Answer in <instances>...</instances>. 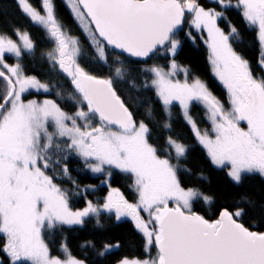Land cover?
<instances>
[{
    "label": "snow or ice",
    "instance_id": "obj_1",
    "mask_svg": "<svg viewBox=\"0 0 264 264\" xmlns=\"http://www.w3.org/2000/svg\"><path fill=\"white\" fill-rule=\"evenodd\" d=\"M18 2L54 40L56 47L48 55L71 79L80 107L70 115L50 99L25 103L22 94L29 89L48 92L49 86L25 75L19 62L14 66L5 64L4 54L20 58L34 44L27 32L17 31L20 44L0 34V65L10 74L0 71V78L7 84L4 102L0 103V234L5 237L3 250L12 264H84L70 254L66 260L51 256L41 235L45 227L82 224L85 217L99 211L90 201L83 210L72 211L67 194L46 174L52 163L49 152L57 137L67 138V149L84 158L93 173L104 172L107 165L135 177L136 203H129L112 189L103 208L114 210L117 219L131 217L146 238V250L155 243L157 256L125 258L119 264H264V232L250 231L238 222L244 209L221 211L213 221L192 211L193 200L209 202L211 198L198 189L181 186L177 166L157 154V148L149 143L148 126L133 119L113 87V78H98L81 67L79 41L63 30L50 0H44L46 15L27 0ZM217 3L230 6L229 0ZM237 6L245 21L258 29L264 53V0H238ZM72 11L88 33L96 57L104 62L109 48L136 58H147L159 48H166L175 56L179 41L173 35L185 13L192 14L191 25L208 33L209 59L227 90L230 110H225L199 79L192 83L171 79L177 70L174 59L169 71L159 66L144 71L152 73L151 84L166 108L179 101L185 119L214 165H230L228 175L237 183L243 173L264 176V79L254 78L248 61L234 51L230 40L238 35L237 29L229 24L226 34L218 25V20L225 18L223 12L206 10L196 0H76ZM121 75L117 67L115 76ZM193 100L205 105L214 136L196 127L188 113ZM93 116L99 117L96 126L90 122ZM242 122L246 127L241 126ZM49 124L54 132H49ZM168 144L177 159L185 155L184 144L172 137ZM170 202L176 206L169 207ZM141 209L148 220L141 217ZM62 247L67 253L66 246Z\"/></svg>",
    "mask_w": 264,
    "mask_h": 264
},
{
    "label": "trees",
    "instance_id": "obj_2",
    "mask_svg": "<svg viewBox=\"0 0 264 264\" xmlns=\"http://www.w3.org/2000/svg\"><path fill=\"white\" fill-rule=\"evenodd\" d=\"M51 1L56 19L79 41L81 55L78 57V63L81 67L99 78H113V87L125 102V106L132 112L133 119L143 121L148 126L149 143L157 148V154L161 158H167L177 166V177L181 186L185 189L189 187L198 189L211 198L209 202H205L202 198L193 200L192 211H197L204 218L213 220L221 211L234 212L241 208L244 209V214L238 220L246 227L264 232V178L256 173H246L239 183L233 181L227 169L215 166L205 149L197 142L190 124L183 117L179 104L172 103L170 113L167 115L155 91L144 85L143 77L146 74L138 70V66L144 61L112 49L116 59L124 61L122 75L116 77L115 64L118 61L111 58H108L107 62L99 60L64 1ZM196 1L204 7L223 12L226 19L218 20V25L226 34L230 31L229 24L237 29L238 35L230 40L234 51L248 61L253 77L264 79L257 32L245 21L240 7L237 6L238 0H229L230 6L227 8L220 6L217 0ZM27 2L33 8L42 10L41 0H27ZM185 23L184 17L183 28L173 35L181 36L180 46L173 59L180 67L187 69L188 79L203 80L212 95L218 97L223 106L227 107L228 93L212 72L208 45L198 37L192 41V37L196 35L193 30H190L191 38L184 36ZM17 31L27 32L34 48L30 52L24 51L20 58L10 54H5L4 58L9 65L19 62L25 75H33L49 86L48 92L29 91L24 98L26 100L33 97L48 98L55 101L66 113L74 114L78 109V103L74 98H66L71 92V86L67 85L68 79L61 72H57L50 62L48 54L52 45L45 31L22 11L18 0H0V34L6 35L15 42L18 39ZM153 56L146 61L150 62ZM161 61L165 60L161 59ZM60 78H63L67 84L61 85ZM1 79L3 78H0V99L3 95ZM203 107L202 103L193 102L189 105L188 111L198 126L208 129L209 122ZM166 124L170 127L166 128ZM169 137L186 145L187 151L183 157L177 159L168 144ZM54 141L57 150L51 155L52 163L46 174L51 176L53 183L67 194L68 206L71 210L82 209L90 201L99 211L85 217L82 224L57 223L52 228L45 227L42 236L50 254L61 257L64 251L62 246H66L67 251L84 264H118L125 258L146 259L148 257L145 248L146 239L132 220L117 219L115 214L100 210L105 203L109 185L117 188L129 203H136L138 194L134 186V176L107 167L110 170V178L104 183L103 174L106 172L102 174L91 172L85 160L74 150L67 149L66 145L69 143L67 138L57 137ZM65 167L68 169L67 173L64 172ZM4 242L5 237L0 234V264H12L10 256L3 250ZM105 245L111 247L106 249Z\"/></svg>",
    "mask_w": 264,
    "mask_h": 264
},
{
    "label": "rangeland",
    "instance_id": "obj_3",
    "mask_svg": "<svg viewBox=\"0 0 264 264\" xmlns=\"http://www.w3.org/2000/svg\"><path fill=\"white\" fill-rule=\"evenodd\" d=\"M64 1V3L66 4V6H67V8L69 9V11H70V13L72 14V16H73V18L75 19V21H76V23H77V25L80 27V29L82 30V32H83V34L85 35V37L87 38V40H88V42L91 44V46H92V42H91V40H90V38H89V35H88V33H86L85 32V30H84V28L81 26V22H80V20L76 17V15L73 13V11H72V4H74L75 2H76V0H63ZM210 1H214V0H210ZM50 2H51V4H52V1L50 0ZM197 3H198V1H196ZM41 3H42V7H43V10H41V9H36L38 12H40V14L41 15H46V12H45V8H44V0H41ZM199 4V3H198ZM20 5V4H19ZM201 7H204V6H202L201 4H199ZM20 7H21V9H22V6L20 5ZM52 7H53V5H52ZM206 10H208V9H213V8H210V7H204ZM35 9V8H34ZM215 10V9H214ZM242 10V9H241ZM22 11H23V9H22ZM24 12V11H23ZM25 13V12H24ZM26 14V13H25ZM27 15V14H26ZM28 16V15H27ZM29 17V16H28ZM30 18V17H29ZM192 20V14H190V13H188V12H186L185 13V28H184V32H183V35L184 36H187L188 38H191V35H190V30H193L194 32H196V35H194L193 37H192V41H195L196 40V38L198 37V38H200L204 43H206V45H208V43H207V41H208V33H207V31H205V30H203V29H201V30H197L195 27H193L192 25H191V23H190V21ZM85 22H87V21H85ZM37 24V23H36ZM39 25V24H38ZM40 26V25H39ZM252 27H254L255 29H256V32H257V36H258V29L255 27V26H252ZM45 30V29H44ZM64 31L69 35V36H71L70 35V33L68 32V30H65L64 29ZM45 32H46V30H45ZM203 33H204V35H203ZM46 35H47V37H48V39H49V41L51 42V48H50V52H53L54 51V49H55V47H56V45H55V42H54V40L48 35V33L46 32ZM72 37V36H71ZM75 38V37H74ZM173 39H175V40H178L179 41V46H180V42H181V36H178V35H175V36H173ZM16 43H18V44H20L21 43V41H20V38H19V36H18V39H17V41H15ZM260 42V41H259ZM171 45L169 44L168 45V47H170ZM179 46H178V48H179ZM92 48H93V50H94V47L92 46ZM178 48H177V50H178ZM260 48H261V44H260ZM208 49H209V47H208ZM28 52V51H27ZM49 52V53H50ZM94 52H95V50H94ZM177 52V51H176ZM5 54H10V55H13V54H11V53H5ZM4 54V55H5ZM107 54H108V58H111V59H115L116 61H118V63L117 64H115L116 65V67H119V68H121V70H123L122 69V66H123V64H124V61L123 60H121V59H116V57H115V55L113 54V52L111 51V48H109V49H107ZM210 49H209V56H210ZM261 55H262V58H264V53H262V48H261ZM172 58H173V55L172 54H170L168 51H167V49L166 48H163V49H160V50H158V52H156V54L153 56V59L150 61V62H148V63H146L145 65H143V66H140L139 68L140 69H142V71H140V73H145L146 75H145V77H143V81L146 83V82H149L150 83V86L154 89V91H155V94L157 95V93H156V89H155V87L151 84V81H152V79L154 78L153 77V75H152V73H150V72H146V71H144L145 69H147V68H150V67H152V66H159V67H163L164 68V70L165 71H169V70H171L170 69V65H171V63H172ZM49 59H50V57H49ZM161 59L162 60H165V61H161ZM210 60V59H209ZM50 62L52 63V61H51V59H50ZM4 63L5 64H8L9 65V63H8V61H6V59L4 58ZM210 63V66H211V69H212V72H213V74H214V76H216L215 75V73H214V71H213V65H212V63H211V61L209 62ZM53 64V63H52ZM54 65V64H53ZM177 65V64H176ZM9 66H14V65H9ZM262 67H263V70H264V64H262ZM54 69L57 71V72H60V68H59V66L58 65H54ZM0 70L1 71H4L5 72V74H7V75H10L9 73H8V71H7V69H5V68H3V66L2 65H0ZM216 78L218 79V77L216 76ZM255 78V77H254ZM37 79V78H36ZM171 79H173L174 81H176V80H178V81H180V82H184L185 81V79H187V81L189 82V83H192L194 80H196V79H198V78H193V79H188V75H187V69H185L184 67H180V66H178L177 65V70H176V72H175V75L174 76H172L171 77ZM256 79H260V78H256ZM201 82H203L204 83V81L203 80H201V79H199ZM218 81L221 83V85L224 87V85H223V83L218 79ZM1 82H2V88H3V95H1V99H0V103L2 102V100H3V96H4V94L6 93V90H7V84H6V81H4L3 79H1ZM42 83V82H41ZM60 84L61 85H66L67 84V82L63 79V78H60ZM205 84V83H204ZM225 88V87H224ZM226 89V88H225ZM29 91H36V92H45V91H43V90H36V89H29L27 92H29ZM227 91V90H226ZM27 92H25L24 94H22V99L24 100V102L26 103L27 101H29V100H37V101H43V100H45V99H48V98H41V99H37L36 97H33V98H31V99H25L24 98V95L27 93ZM210 92V91H209ZM70 94H68V95H66V98H74L75 100H76V102L78 103L79 102V99H80V97H79V94L76 92V90L75 89H73L71 92H69ZM157 97H158V95H157ZM229 97V96H228ZM159 98V97H158ZM217 99H218V97H216ZM160 99V98H159ZM161 100V99H160ZM219 100V99H218ZM220 101V100H219ZM162 102V101H161ZM174 102H176V103H178L179 104V106L181 107V105H180V103H179V101H173V103ZM193 102H199V101H195V100H193V101H190L189 102V105L191 104V103H193ZM221 102V101H220ZM199 103H202V102H199ZM162 104H163V102H162ZM203 104V103H202ZM222 104V103H221ZM163 106H164V109H165V112H166V114L167 115H169V113H170V106L171 105H169L167 108L165 107V105L163 104ZM203 108H205L204 109V111H205V116H206V118H207V120H208V122H209V128L208 129H206V128H204L203 126H198L197 125V123L195 122V120H194V118L191 116V118H192V120L195 122V124H196V127L201 131V132H204V131H207L210 135H212V136H214V133H212V131H211V129H212V124H211V121L209 120V118H208V113H207V109H206V107H205V105L203 104ZM80 107V104L78 103V108ZM225 108V110H230V108H231V105H230V103H229V105L227 106V107H224ZM84 110L86 111L87 110V108H86V105H84ZM181 111H182V113H183V117L185 118V116H184V111H183V109L181 108ZM188 113H189V111H188ZM187 121V120H186ZM90 122L92 123V125L93 126H96L97 124H99L100 123V121L96 118V116H93V117H90ZM137 122V124H139V121H136ZM188 122V121H187ZM78 123H80L81 125L83 124V121H78ZM190 124V123H189ZM190 126H191V128H192V125L190 124ZM48 130H49V132H54L55 131V129H54V126L53 125H51V124H49V128H48ZM193 130V129H192ZM194 132V131H193ZM194 135H195V132H194ZM195 137H196V135H195ZM196 140H197V142L200 144V142L198 141V139H197V137H196ZM53 144H54V147H53V149L49 152V155L51 156V155H53L55 152H56V150H57V147H56V142L54 141L53 142ZM202 147H203V145L202 144H200ZM186 146V145H185ZM204 148V147H203ZM205 149V148H204ZM173 150V149H172ZM205 151H206V153H207V150L205 149ZM173 152H174V154H175V151L173 150ZM176 155V154H175ZM207 155H208V153H207ZM81 157V156H80ZM209 157V156H208ZM82 158V157H81ZM210 158V157H209ZM83 160H84V158H82ZM174 165V164H173ZM107 165H105L104 167H105V171L104 172H106L105 174H103L104 175V183L107 181V180H109V178H110V176H109V174H110V170L106 167ZM215 166H217V165H215ZM218 167H225L226 169H227V171H228V173H229V171H230V165H227V166H218ZM119 170V169H118ZM92 172V171H91ZM103 173V172H102ZM102 173H95V174H102ZM244 174H246V173H243L242 174V177H243V175ZM256 174H259L258 172L256 173ZM260 175V174H259ZM241 177V178H242ZM263 178H264V176H262ZM231 178V177H230ZM134 179H135V177H134ZM232 179V178H231ZM112 189H117V188H115V187H113V186H111V185H109V189H108V193H107V196H106V199H107V197H108V195H109V192L112 190ZM118 190V189H117ZM119 191V190H118ZM120 193V192H119ZM106 201V200H105ZM170 205H175V203L174 202H170L169 203V206ZM87 206V205H86ZM85 206V207H86ZM176 206V205H175ZM84 207V208H85ZM84 208H82V209H79V210H83ZM79 210H72V211H79ZM101 211H105V212H109V211H107V210H105L104 208H103V206L101 207V209H100ZM111 213H113V214H115V216H116V213H115V211L113 210V211H111ZM140 215H141V217L144 219V220H148L149 219V217H148V214L146 213V212H144L142 209H141V213H140ZM116 218H117V216H116ZM122 218H128V219H130V220H132V222L134 223V225H135V227H136V224H135V222L133 221V219L131 218V217H128V216H124V217H121L120 219H122ZM66 225H69V224H66ZM72 225H74V224H72ZM150 227H153V225H150ZM137 228V227H136ZM138 229V228H137ZM139 230V229H138ZM140 231V230H139ZM141 232V231H140ZM142 233V232H141ZM143 234V233H142ZM41 235H42V233H41ZM143 236H144V234H143ZM43 237V236H42ZM144 238H145V236H144ZM44 239V238H43ZM146 239V238H145ZM45 242V241H44ZM145 245H146V240H145ZM154 245V246H153ZM154 247H156L155 246V243H153L152 245H151V247L149 248V249H147L146 251L148 252V257L146 258V259H154V258H156V256H157V248L155 249ZM153 250V251H152ZM49 254H50V252H49ZM70 253L67 251V253L65 252V251H62V256L61 257H58V256H54V257H57V258H59V259H61V260H66L67 258H68V255H69ZM51 255V254H50ZM71 255V254H70ZM51 256H53V255H51ZM71 257H73L72 255H71ZM74 258V257H73ZM76 259V258H75ZM78 260V259H77ZM81 261V260H80ZM119 264V263H118Z\"/></svg>",
    "mask_w": 264,
    "mask_h": 264
},
{
    "label": "water",
    "instance_id": "obj_4",
    "mask_svg": "<svg viewBox=\"0 0 264 264\" xmlns=\"http://www.w3.org/2000/svg\"><path fill=\"white\" fill-rule=\"evenodd\" d=\"M183 24H184V20H183V23L178 27V29L175 31V33L176 32H179L182 28H183ZM93 28H94V26H93ZM159 49H163V48H159ZM158 49V50H159ZM114 50H116V51H118V52H120L121 53V51L120 50H118V49H114ZM123 54H125V55H127V56H129L127 53H123ZM153 55V54H152ZM151 55V56H152ZM150 56V57H151ZM129 57H131V56H129ZM131 58H134V59H138V60H141V61H144V60H146V59H148L149 57H147V58H136V57H131ZM1 71V70H0ZM7 75V74H6ZM99 78V77H98ZM102 79H104V78H102ZM4 102V100H2V102L1 103H3ZM98 119H99V117L98 116H96ZM171 207H173V206H171ZM193 212H195L196 214H198V215H201L199 212H197V211H193ZM230 212V211H229ZM219 215H220V213H219ZM219 215L217 216V218L216 219H218L219 218ZM202 216V215H201ZM206 219V218H205ZM216 219H213V220H216ZM213 220H209V221H213ZM238 222L239 223H242V222H240L239 220H238ZM243 224V223H242ZM244 225V224H243ZM246 227V226H245ZM247 228H249V230L250 231H255V232H262V231H258L257 229H255V228H252V227H247Z\"/></svg>",
    "mask_w": 264,
    "mask_h": 264
},
{
    "label": "bare ground",
    "instance_id": "obj_5",
    "mask_svg": "<svg viewBox=\"0 0 264 264\" xmlns=\"http://www.w3.org/2000/svg\"><path fill=\"white\" fill-rule=\"evenodd\" d=\"M58 21V20H57ZM59 22V21H58ZM60 23V25L62 26V28H63V30L65 29V30H67L66 28H64L63 27V25H62V23L61 22H59ZM42 27V26H41ZM43 28V27H42ZM43 30H44V28H43ZM45 31V30H44ZM68 32H69V30H68ZM46 33V32H45ZM70 35L72 36V37H75L76 39H77V37L76 36H74V35H72L71 33H70ZM86 38V37H85ZM87 39V38H86ZM78 40V39H77ZM90 44V43H89ZM91 45V44H90ZM112 50V49H111ZM172 60H173V58H172ZM149 61H144L142 64H140L139 66H138V70L139 71H142V69H140L139 67L140 66H143V65H145L146 63H148ZM177 64V63H176ZM178 65V64H177ZM179 66V65H178ZM144 85H146V86H149L150 88H152L151 86H150V83L149 82H144ZM153 89V88H152ZM154 90V89H153ZM81 158V157H80ZM106 167H109V166H106ZM112 168H114V169H117V168H115V167H112Z\"/></svg>",
    "mask_w": 264,
    "mask_h": 264
},
{
    "label": "flooded vegetation",
    "instance_id": "obj_6",
    "mask_svg": "<svg viewBox=\"0 0 264 264\" xmlns=\"http://www.w3.org/2000/svg\"><path fill=\"white\" fill-rule=\"evenodd\" d=\"M238 5V4H237ZM43 10V9H42ZM240 10H241V8H240ZM242 11V10H241ZM54 13V12H53ZM85 36V35H84ZM60 72L66 77V79H68V84L67 85H69L70 84V89H71V91L74 89V87H73V85H72V83H71V79L70 78H68L67 76H66V74H64L61 70H60ZM27 76H33V75H27ZM35 77V76H34ZM37 78V77H36ZM43 83V82H42ZM49 91V90H48ZM241 126L242 127H246V124H244L243 122H242V124H241ZM261 176V175H260Z\"/></svg>",
    "mask_w": 264,
    "mask_h": 264
},
{
    "label": "crops",
    "instance_id": "obj_7",
    "mask_svg": "<svg viewBox=\"0 0 264 264\" xmlns=\"http://www.w3.org/2000/svg\"><path fill=\"white\" fill-rule=\"evenodd\" d=\"M175 206V205H174Z\"/></svg>",
    "mask_w": 264,
    "mask_h": 264
}]
</instances>
